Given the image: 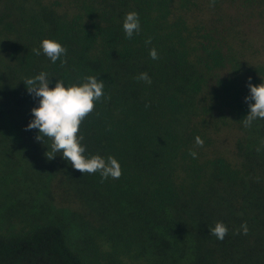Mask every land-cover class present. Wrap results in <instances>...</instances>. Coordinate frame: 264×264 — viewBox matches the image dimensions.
<instances>
[{
  "label": "trees",
  "instance_id": "1",
  "mask_svg": "<svg viewBox=\"0 0 264 264\" xmlns=\"http://www.w3.org/2000/svg\"><path fill=\"white\" fill-rule=\"evenodd\" d=\"M129 12L140 22L132 39ZM44 39L66 55L53 63ZM41 72L50 88L104 82L79 135L84 155L114 157L121 177L102 182L62 153L50 160L100 236L151 264H264V119L242 123L249 78L264 83V0H0V129L45 155L51 141L25 130L40 98L24 82ZM36 220L0 231V264H86L62 218ZM217 222L228 228L223 241L209 233Z\"/></svg>",
  "mask_w": 264,
  "mask_h": 264
},
{
  "label": "rangeland",
  "instance_id": "2",
  "mask_svg": "<svg viewBox=\"0 0 264 264\" xmlns=\"http://www.w3.org/2000/svg\"><path fill=\"white\" fill-rule=\"evenodd\" d=\"M9 134L7 126L0 129V231L19 230L44 216L59 217L86 264H151L135 248L125 250L105 234L100 236L90 207L71 194L67 184L54 179L46 154Z\"/></svg>",
  "mask_w": 264,
  "mask_h": 264
},
{
  "label": "clouds",
  "instance_id": "3",
  "mask_svg": "<svg viewBox=\"0 0 264 264\" xmlns=\"http://www.w3.org/2000/svg\"><path fill=\"white\" fill-rule=\"evenodd\" d=\"M215 3V0H212ZM123 30L126 39H132L134 33L140 32L139 14L129 12L126 14ZM146 44H151V39L146 40ZM40 49L53 63L66 55L67 49L60 43L44 39L41 42ZM40 49H34V53L39 56ZM150 57L153 60L158 59L155 48L150 50ZM63 63V61H62ZM138 80L151 82L147 73H141ZM29 94L39 99V107L32 109V120L27 130L38 129L39 135L36 137L38 142H43L45 138L51 141L50 151L46 153L49 160L55 159V153H62V158L68 161L71 166L83 174L100 173L102 182L109 177L119 179L122 175L121 165L112 156L107 160L99 155L87 158L84 153L85 146H82L84 137L79 135L80 127L83 121L94 111L95 103L103 98L104 82L98 81L95 76L85 77L83 84H72L65 87L62 80H58L54 88H50L52 80L48 79V74L41 72L34 78L27 79L24 82ZM250 89V95L246 97L249 103L250 114L242 120L245 127H250L256 119H264V83L255 86L251 83V78L247 85ZM255 101V103H251ZM195 143L203 147L204 141L197 136ZM193 158H197L195 151L189 153ZM243 234H248L247 224L242 226ZM209 233L218 240L223 241L228 234V228L222 222H217L215 227L209 229ZM237 234H240L239 231ZM187 238V237H186Z\"/></svg>",
  "mask_w": 264,
  "mask_h": 264
}]
</instances>
